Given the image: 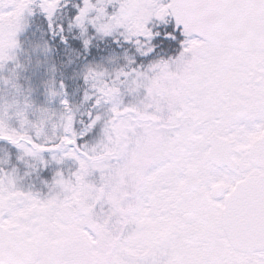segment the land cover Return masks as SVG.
I'll use <instances>...</instances> for the list:
<instances>
[{"label":"snow or ice","instance_id":"obj_1","mask_svg":"<svg viewBox=\"0 0 264 264\" xmlns=\"http://www.w3.org/2000/svg\"><path fill=\"white\" fill-rule=\"evenodd\" d=\"M0 264H264V0H0Z\"/></svg>","mask_w":264,"mask_h":264}]
</instances>
